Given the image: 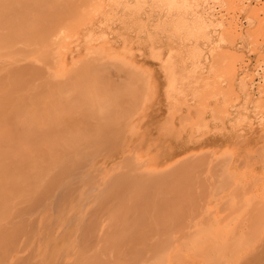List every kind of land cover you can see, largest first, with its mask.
I'll list each match as a JSON object with an SVG mask.
<instances>
[{
	"label": "rangeland",
	"instance_id": "obj_1",
	"mask_svg": "<svg viewBox=\"0 0 264 264\" xmlns=\"http://www.w3.org/2000/svg\"><path fill=\"white\" fill-rule=\"evenodd\" d=\"M95 1L96 0H94L92 4L90 3V5H88V8H92V9L89 10L87 8V5L86 6L84 5V6H82L84 8H82V10L79 11V12H81L82 15L84 14V20H83L81 14L77 15V13H76L77 16L75 17V19H71L72 22L69 21L68 23H65V24H68L69 26L62 24L59 27H55V29L59 28L58 30L63 29L62 31L64 32L63 33L60 31L57 35L58 37L55 36L57 38V39L56 38L55 39L58 41L59 44H56L57 41H55L53 43L55 46L52 44V46L47 45L45 47H48V48L50 46H51V48L52 47H54V48L55 47L56 48L61 47L60 48L61 50L57 49V51L65 53V55L68 56V61L70 63L69 65L72 66L73 62H75V65L73 64V66H75V67L76 66L78 67V64H77L78 62L82 63V61H79V60H83L84 62L86 61V63L88 62V60H89V62L90 61L92 62L93 59L95 58L94 56H96V60L94 59L95 60V66L100 65V64L103 66L102 67L98 66L99 67L98 70L95 69V72H93V74H95V75L99 74L100 75V76L99 75L97 76V77H99L97 79H99V81H101L102 84H104V86L108 85V87H109L110 83H112V81H114V84L112 83L113 88L118 87V86L122 87V86H124V82H125L126 78L128 77L127 80L130 79L131 72H132L133 76H134V74H135V76L134 77L132 76L131 80L132 79L135 80L136 75L139 76V74H140L141 78L139 81V85H140V83H142L141 86H143V87L140 90H136L139 97L138 96L136 97L134 92L132 94V89L129 88L130 86L128 87L129 88L128 90H126V86H124L125 89L124 88L121 89L119 87L120 88L119 94H121V95H119L118 98L115 100L120 99L119 102H121V99H122L121 96H123L122 93L124 92L125 95L122 99L123 104L122 105L120 104L121 106H120V108H119L120 110H119L117 107L119 105L117 103H119V102H116V104H117L116 105L115 101H112L113 105H111V107H110L112 114L110 113V117L112 118V116L114 115L113 117L114 118L117 117V120L114 119L116 122L113 121V119L111 120V124L114 123L113 124L114 128L112 129L113 132H112V130H110V132L108 134H106L107 132H105V131L110 129V123L109 122H110L111 118L108 120L107 116H105L106 115L105 110L107 111V113H108V110L106 108L105 109L103 108V110H104L103 115L100 114V116L102 115L100 122H102V120H104V119H105V123L107 120L109 121V122H107V125L109 123V129H107L108 127L105 125V123L103 121L105 128H106V130L104 131L106 136H108V135H109L108 137L115 136L116 141L118 142V140H119L118 138H120V141H119V143H116L113 140L111 141L109 139L111 142L108 144L109 147L107 144L105 146L100 145L101 146L100 151L102 152V154H100L98 151V148H99V147H97L98 145L96 146L97 141L101 140V139H99L100 133L98 131H97L98 133L96 132L97 136L99 137L98 138L99 140H98L97 137L93 134L94 131H92V129H91L92 127L89 124V122H91L92 118L90 119V117H88V116H87L88 119H87V117L84 118L85 113L81 115L80 112H78L79 114L76 112L78 116H75V117L73 116V114L72 115L69 114L70 123H72L76 127V128H74V130L77 129V127H80V129L82 130L80 132H82L83 135L85 136L84 146L85 147H86V145L88 146L89 151H87V153L90 152V155H91L90 158H92V161L90 159H89L90 161H88V162L84 161V160H86L84 156H85V154L87 156V153L85 152V154H83L84 151H82L83 152L82 156H81V152L76 154V155H73V157H74L73 159H75V163L77 161V163L79 162L80 166H84L85 168L83 167V170L86 169V171H89L91 173L89 175V177L92 178L93 176L97 177V176H103L105 174H106V176L107 175H113V174H115V172L116 173L118 172L119 168H120V171H122V170H125V168L128 169V167L131 166V167H129V169H131V168L135 167L134 165L136 163H137L136 164L137 166L139 164H141L142 158H143V163H142L143 165L149 161H150V164H152L151 165L152 168L151 167H147V168L145 167L144 168V166H143V168L146 170V172L152 171L151 173H154L157 169V170H159V172H161L160 174H163V173L167 174V173H171L172 171H174L173 168H172L171 172L166 171V172L162 173V170L165 171L168 169V171H169V170H171L170 167H172L173 164L177 166V163H178V166H179L180 163L185 161V160L183 161V159L187 158L186 161L189 160V162L191 163V166L190 165L189 166L193 167L190 169L191 173H189V174H191L190 176L192 177V180H194L195 183L200 185L201 188L203 187L206 189V187H208V190L210 189L209 190L210 194H208L207 196L204 195L203 200L206 197L205 198L206 201L205 202L203 201V203H202V200L200 198L201 196L200 197H198V196L194 197V193H197L198 192L197 190H199V188H198V186H196L197 184L195 185V183L191 180L192 188H189V189H190V191L192 190V193H193V195H191V196H193L192 201L193 202L195 201V203L199 207V210H198V212L200 213L199 219L203 218L205 220V223L202 225L204 227L203 229H205L206 231H207V229L210 230L211 229L210 227L213 228L214 224L217 220H220V219L223 220L222 216H224V214H226V213L228 214V212H229L228 209H231V206H232L230 203H234L235 200L238 198V197L235 198V196L232 195L233 193H231L230 195L227 196L228 193L233 192V188L235 190V186L239 187L238 190H239V193H241L243 200H242V197L239 196L238 190H235V191H237V194H238L239 198L242 200L243 205H245V208L246 207L248 208V209L246 208L247 210L245 209V211H244V207L242 205V210L244 211V212L242 211V214L243 213L244 214H243V217L240 214V216H241L240 220L242 219L243 221L237 220L239 217V215H238L237 218L235 217L237 220L236 223H239V222L245 223L246 222L245 219L247 218V216L249 219V220L247 219V221L250 222V218L252 217L253 213H254V215L258 214L259 219L261 216V221L259 220V222H262V221L264 222V220H263L264 216H262V215H264V194H263L264 190L262 188V186H263L262 184H264L263 183L264 182V178H263L264 177V162H263L264 161V143H263V140H264V133L263 132L264 131L262 132V130H264V117H263V115H264V45H263L264 44V0H244V1L243 0H170L171 2H174L175 4L169 2V0H161V1L160 0H109V1L108 0H97L99 2H95ZM206 1H207V3H206ZM182 5H183V8H182ZM211 5H212V8H209V6L211 7ZM191 9H193V10H191ZM248 15H250V17ZM79 16H80V18H79ZM220 16L221 17L223 16V17L221 18ZM232 17H234L233 20L231 19ZM215 18H216V20H215ZM228 18H230L231 20ZM81 19L84 21L83 24H81V22H83V21H81ZM222 19L224 22L222 21ZM226 19H227V21H226ZM76 21L78 23H76ZM229 21H230L231 25L228 24ZM239 21H240V23H239ZM234 23L236 25V28H234V26H235ZM227 24L230 25L231 27L227 26ZM70 26H72V27H70ZM69 27H70V29L68 30ZM60 28H62V29H60ZM65 28H67V29H65ZM231 28L233 30L235 29L236 33L239 36H236L235 31H233ZM67 33H68V37H67ZM234 37H235V39H234ZM62 48H64V49H62ZM91 56H93V59ZM101 57H104V58L101 59ZM71 60L73 61L72 64H71ZM24 62L25 61H23V63ZM24 64H23V66H24ZM80 65H81L80 66V68H81L82 64H80ZM119 65L121 67V71H120V69H117L119 67ZM70 66H69L70 69L74 68V67H70ZM84 66L85 65H83V67ZM115 66L116 67L118 66V67L116 68ZM55 68H57V67H55ZM106 68H107V73L105 70ZM102 69H103L104 73L101 72ZM108 69H109V71H108ZM137 69H139V70H137ZM52 70L55 73V74H53L55 76L52 75V78H55V81L58 79L57 82H60L59 80H63V77L67 76V73H65L63 71L62 72L58 71L59 68H57L55 70H57V72H59L60 75L58 73H56V71L54 70V67H52L51 71ZM124 70H125V72H124ZM136 70L138 71L139 74H137ZM128 71H130V74L128 73ZM26 72L27 71H24V73H26ZM144 72H146V73H144ZM41 73H43L42 70H41ZM56 74H57V76H56ZM121 74L123 75V78H125V80H123ZM125 74L127 75V77L125 76ZM108 75H110V77L112 76L111 80H110V77H108ZM142 76L143 77L145 76V77L143 78ZM56 77H58V78L56 79ZM119 77H121L122 82L118 81ZM137 81L135 82V84L137 83ZM118 82H120L121 84H119L117 86ZM128 82H129V85L132 84L130 80H128ZM128 82H126L125 85H127ZM133 83H134V81H133ZM135 84L132 85L133 88L135 87ZM139 85L137 84L136 85L137 87H135V89H139L140 88ZM108 87H107L106 91L108 90ZM111 87L112 86H110V90L113 92V90H112L113 88L111 89ZM119 88H116V89L118 90ZM123 89H124V91H123ZM121 90L123 91L122 93H121ZM129 90H130L131 94H128ZM141 90H142V92H141ZM112 92H111V94H112ZM74 93L75 92L73 91L72 94H74ZM108 93H110V91ZM126 93H127V97H126ZM72 94L67 97L70 101H71L70 98H72ZM130 95H131V99H129V97H128ZM132 95H135V97L137 98V99L135 98L136 101L134 100V97ZM74 96H76L75 97V100H76L77 94H74ZM132 98H133L134 102H133ZM64 101H66V100L63 98L60 99V102L62 105L64 104ZM128 107H129V109H128ZM94 108L93 107H91V108L86 107L87 110H85V111L89 112V114L91 112L92 113L91 115L95 119V122H96L97 116L95 114L98 110H96V107H94ZM107 108H109V107H107ZM121 108L122 109L125 108L126 111L124 110V112H123V110H121ZM134 108H135V110L136 109L137 110L134 111ZM221 108H223V109H221ZM132 110L136 113H134ZM104 112H105V114H104ZM72 113L76 114L75 111H73ZM93 113H94V115H93ZM117 113H118V115H117ZM123 114L126 116L125 120L124 119L121 120V118H124ZM127 114H128V117H127ZM62 115H63V113L61 114V116ZM66 115H67V113H66ZM119 115H121V117ZM81 116H83V118ZM103 116H104V119H103ZM220 116L222 119L220 118ZM62 118H65V113H64ZM62 118H60V120ZM98 118H99V115H98ZM118 118H119V121H118ZM121 121L123 122V124ZM68 122H69V120H68ZM95 122L93 121V123H92L93 126H95L94 125ZM117 122H119V123H117ZM118 124H120V125L118 126ZM116 126L120 127V129H118V127H117V129H115ZM137 126H138V128H137ZM97 128L99 129V127H97ZM97 128H96V130H98ZM100 128L103 131V128L102 127H100ZM130 128H132V130H135V131L137 130V131L136 132L134 131L135 132L134 133L132 130L130 131ZM114 129H115V131H114ZM218 129H220V130H218ZM94 130H95V128H94ZM116 130H118V131H116ZM69 131L72 132L73 129L71 128ZM91 132H92V134H91ZM110 133H114V134L110 135ZM143 133L147 137L144 136ZM261 133L263 135H261ZM260 135H261V137H260ZM102 136H104L103 140L105 141L107 139V137L104 135V133H101V138H102ZM139 136H140L141 141H142V137L143 136L145 137V138L143 137L144 139L142 142H140ZM258 137H260V139ZM113 139H114V137H113ZM145 140H146V142H145ZM223 141L227 142V143H224ZM237 141H238V143H237ZM100 142H102V141H100ZM100 142H98V143H100ZM106 142H107V140H106ZM155 142H157V144ZM219 142H221V143H219ZM143 143H144V146H142ZM120 144H122V147L120 146ZM130 144H131V147H129ZM229 145H230V147H229ZM74 147H75V145H73V148ZM85 147L83 148V150L85 149ZM123 147H125L126 149L129 147L130 149L128 148L127 150H125V148H124V150H123ZM143 147L148 148L149 151L144 150ZM150 147H151V149H150ZM231 147H233V148H231ZM138 148H140V149L137 150ZM141 148H142V150H141ZM88 149H86V150H88ZM121 149L124 152L123 153L124 156L122 155ZM157 149L159 152L161 150L165 154L162 155L161 152L159 153L157 151ZM234 149L236 152H234ZM133 150H134V152H133ZM257 150H258V152L260 151V153H258ZM120 151H121V153H120ZM135 151H137V152L135 153ZM155 151H157V153ZM226 151L228 153V156L226 155V157H228V158L231 157V159L229 160L230 162L228 161L227 166H226V163H227L226 158L224 159V161H226V163L222 162L221 160L219 161V159L221 157L224 158L225 155H223V153ZM143 152H145V153H143ZM148 152L150 153L149 155H147ZM131 153H132V155H131ZM137 153H139V155L136 156ZM155 153H156V155H158V153L160 155H162V157H161L162 159H159L160 162L159 161L156 162L157 157H159L160 155L157 156L156 159L154 157L152 158L151 154H153V156H154ZM200 153H201V155H200ZM140 154H142L143 157H140ZM144 154H145V156H144ZM206 154H208V156H207L208 158L206 159L207 164L205 165L206 169L204 170V172H206L207 167L209 170V166L211 167V165L214 167L216 166V168H218L220 165L223 167L222 164H224L225 168H226V170L224 168V175L227 177V179L223 174H222V176H221V174H219V172L220 173L223 172V170H221L223 168H221V167H219V169L220 168L221 169L217 173L216 177H218V175H220L222 178L225 177V179H224L225 182H231L232 183L231 185L229 184V187L227 186L228 188L224 189L223 186L221 188L223 180L221 181V177L220 178L218 177L219 181H221V183L218 181V179H216V180H217V184L220 185L221 191L219 189L218 193H217L215 190L216 195L214 196V198H213V195L211 194V192L214 194L212 189H216V186H218L217 184L215 185V183H214L213 179H215V177L211 174V171L210 172L207 171V172H209V174H207V172L204 174V172H203L202 174L204 177L203 176L201 177V169L203 170V168H205V167H203V168H201L199 166L197 167V165L199 163H197V161H194V159H196L195 158L196 156H197V158L199 157V159H197V160H201L202 159L201 156L204 157ZM129 155H131V156H129ZM146 155H147V157L149 156V158L151 155V158L150 159L144 158V157H146ZM249 155L251 156V158ZM260 156L262 157V161H261ZM82 157L84 158V160ZM130 157H131V159H130ZM125 158H126V160H125ZM135 158H138L137 162H136ZM223 158H222V160H223ZM254 158H256L255 159V160H257L256 162H255ZM114 159H115V161H114ZM132 159H134L135 161L134 160L131 161ZM144 159H145V162H144ZM151 159H154L153 160L154 162H151ZM127 160L129 161V164H130V165L128 164L129 166H126L123 168L121 165H118V166H120L119 168H118V166H116V163L123 164V166H124V163ZM161 160H163V161L165 160L166 162H167V160H169V161L167 163H165V161L161 162ZM121 161H122V163H120ZM215 161H216V165H214ZM231 161L234 164H232ZM235 161L237 164L235 163ZM251 161H253V164ZM100 162H102V163L104 162L105 165L103 163V166H102V163H100ZM139 162H141V163H139ZM194 162L197 163L196 167L198 168L197 170H200V173L196 170V168H194V165H192V164H194ZM220 162H222V164H220ZM72 163L74 164V161ZM77 163H76V165H78ZM107 163L108 164L110 163L109 166ZM163 163H164V165H163ZM218 163H219V166L217 165ZM68 164H70V163L68 162ZM68 164H67V166H68ZM153 164H155L156 166H153ZM160 164L163 166H160ZM168 164H170L171 166L170 165L168 166ZM184 164H185V162H184ZM200 164H201V162H200ZM157 165H159L158 166L159 168L157 167ZM182 165L183 164L180 165L181 170H182ZM201 165L203 166V162ZM67 166H66V169H63V167H62V171H63L62 173L65 172L64 170H71L70 165L68 168H67ZM72 166H74V165H72ZM104 166L106 169L104 168ZM189 166H188V169L190 168ZM108 167H109V169H108ZM113 167H115L116 169ZM183 167L186 168L187 166L185 167V165H184ZM57 168H59V167H57ZM74 168H76V167H74ZM79 168H80V170L77 168L78 171L72 170L73 174L75 172L78 175V172L83 171L81 169L82 167H79ZM149 168H150V170H149ZM160 168H163V169H160ZM216 168H213L214 170H212V172L214 174H215ZM72 169H73V167H72ZM104 169L107 171L104 172ZM147 169L149 171H147ZM154 169H155V171H153ZM188 169H186V171L184 170L186 172V174L185 173L184 174L187 175L189 179H191V177H189V175L187 174ZM53 170H54L53 172L55 175V171L58 169H56V167H55ZM248 170L250 172H252V174L250 172H248ZM60 171H61V169H60ZM68 172H70V171H68ZM159 172H155V173H159ZM92 173H93V175H92ZM51 174H53V173H51ZM64 174H62V176ZM71 174L72 173H69V176ZM76 174H74V177H73L74 182L72 179L70 181L71 184L67 183V184H69L68 186L65 184L59 190V192L63 191V188H66V187L68 188V187H70V185H72V183H75L76 178H80L79 176L75 177ZM66 175H68V173ZM211 175L213 177H210ZM248 175H249V177H248ZM87 176H83V177L85 178ZM183 176L180 175L181 182H182V180L184 181ZM83 177H81V178L84 179ZM244 177L246 178V180ZM188 178L186 177L185 179H188ZM210 178H212V180ZM85 179L87 180V178H85ZM77 180H80V179H76V182H77ZM216 180H215V182H216ZM189 181H188V183H189ZM184 182H183V184H184ZM191 182H190V184H191ZM225 182H224V184L226 186L227 183H225ZM188 183H186V184H188ZM212 183H214V184L212 185ZM258 183L259 184L262 183V184L259 185ZM190 184H189V187H190ZM244 184H245V186H244ZM247 184H249V185L251 184L250 191H249V188L247 187L249 185H247ZM60 185H59V187H60ZM73 185L75 186L76 184H73ZM203 185L206 187H204ZM255 185L258 189L257 192L255 191L256 189H254ZM260 186H261V189L263 192H260L261 191V189L259 190ZM237 187H236V189H237ZM203 188L201 191L202 195H203ZM246 188H248V193L247 192L244 193V189H246ZM55 189H56V187H55ZM240 189H241V191H240ZM253 190H254V193L252 194ZM255 192L258 195H256ZM259 192L261 193V195L259 194ZM199 193H200V191H199ZM251 194H252V196H251ZM262 194H263V198H262ZM188 195L190 196V192ZM253 195H254V197L256 196L257 199H256V197L254 198ZM259 195H260V197H259ZM219 196H220V198H219ZM250 197L254 198V201ZM58 198H59L58 196H57V199L55 198L56 202H58ZM186 198H187V195H186ZM196 198H199V199L197 200ZM223 198H224V200H223ZM53 199L47 200L48 202L47 201L44 202L45 204L47 202L46 205L43 204L45 206V208L47 206V208H46L47 210H45V208L43 209V207H41L42 212L46 211V213L45 214L43 213V215L41 216L42 217L41 219H43V218L45 219V217H44V215H45V216H47V219H45L46 221L45 220H43L44 222L42 220L40 221L39 220L40 217L39 218L36 217V215L41 212L40 209L38 211H36L37 213L36 212L29 213V214L26 213V216H27V214L30 215L29 219H27L28 216H27V218H24L25 215L24 214H23L24 216L21 215L22 219L24 218L23 219L24 222L27 220L28 221L31 220V222L30 221L29 222L32 223V222H34V220L38 219L37 221H39V222L38 223H37V221L35 222V224L38 225V227L36 226L37 228H36V230H34L35 231L34 233L36 235L39 234V236L37 235V237L35 238L34 237L35 235H33L34 233H32L33 232V230H32V232H31L32 233L31 235H33V236H31L32 239L30 238V243L27 244V241H28L27 237L30 234V232H29V234H26V233L28 231H30L31 224L29 222H26L27 224L24 223L25 228L22 230H23V232H25V234L27 236H26V238H24L25 234L23 232H21L22 238L19 237V235H18L19 239L21 238L22 240L17 239L18 242L17 241L15 242L16 245L20 244L18 246V248H15L16 246L14 247V249H16V252L13 248H10L13 250V252L12 253L9 252V254H12V255H10V259H9L7 264H9L10 262L11 263L14 262V259L17 257L19 260V258H21V256L23 257L25 254H26L25 256H27L28 252L30 251L29 252V254H30L32 251L31 249L34 248L32 246L35 245V247L37 246L36 248H38L39 245H42V241L45 244V242L48 240V238H51V234H52L54 226H55L54 224L58 222L59 218H57V217L60 216V212H61V211L59 212V210L55 209V208H58V205H56V202L54 203ZM226 199H229L230 201L233 200V202L229 203L226 201ZM259 199H262V202ZM187 200L189 201V198L184 200V201H186L185 203L191 202V201L187 202ZM258 200L261 202L260 205L257 202ZM249 201H253L254 204H253V202L251 203ZM49 202H50V205H49ZM216 202L218 203V205H215V204H217ZM224 202H226V205L230 204L229 208H228V206H226L228 209H225V205L223 204ZM22 203H24V202H22ZM204 203H205V205H204ZM239 203H240V201H238V204H237L238 208H239ZM52 204L54 205V211H51V210H53ZM221 204L224 205V209L221 208L222 210H224L223 212H219L221 210L219 208ZM22 205H24V204H21V206ZM254 205H255V207L258 206L257 209H254ZM48 206H50L49 209H51V210H48ZM51 206H52V208H51ZM235 206L236 205L234 204V207ZM252 207H253V209H252ZM232 209H233V206H232ZM231 210H230V212H231ZM240 210H239V212H240ZM255 210H256V212H255ZM48 211H49V213H48ZM42 212H41V214H42ZM58 212H59V216H58ZM205 212L207 214H205ZM212 212L213 213L216 212V213H214L212 216ZM233 212H235V211H233ZM233 212L231 213L232 216L229 213V215L231 217H233L236 214V213L234 214ZM47 213L52 214L53 217H56L57 221H55L56 219L52 218L51 215H50L51 217L49 216L52 220H54V221H52L54 226L51 225L49 227V225L52 223H51V219L48 218ZM56 213H57V215H54ZM202 213H204L205 215ZM208 213H209V216H206V215H208ZM246 213L249 215H247ZM31 214L32 215L35 214L34 218L31 217L32 216ZM245 215H246V217H245ZM21 216L19 215L16 217L15 221L17 223H21V220H22ZM39 216H40V214H39ZM212 217H213V220H212ZM220 217H222V218H220ZM17 218H18V220H17ZM35 218H37V219H35ZM218 218H220V219H218ZM228 218H230V217L228 216ZM255 218H256V216H255ZM214 219L216 221H214ZM40 222L45 223L46 227L48 226V228H46L45 225H42V224L41 225L43 227H41V225H39ZM227 222H228V224L232 225V226L230 225L231 228L235 227L234 223L232 221H231L232 223L229 222L228 220H227ZM227 222L225 221V217H224V223H226V224H222V221H221L222 226L216 227L217 229H219V227L222 229V227L224 226L223 228L226 232V233L224 232L222 235H219L218 234L219 230H220V233L222 230L219 229L218 231H216V229H215L216 235L218 234V236H220L219 238H218V236L216 237V235H214L215 233H214L213 229H211L212 232L208 231L207 236H205V234H206L205 230L201 229V232L202 231H204V232H202L201 234L199 233L201 236L203 235L202 239H207L206 243H208V241L211 240L210 243L213 244L212 250L208 249V247L210 245L209 246L207 245V247H204L203 249H206V251L207 250L211 251L210 255H212V256L216 257V254L217 253L219 254V250H218V249H220L219 247H221V251H222L223 245H225L226 243H227V249L229 247V249H231L232 252H234L237 249V251L239 250V252L241 253V251L244 250V247L241 248V245H242L241 243L239 244L240 246H237L238 241L235 238L238 235L237 239H239L240 234H238V231L239 232L241 231L240 227L237 228V230H238L237 232H236V230H234L235 228H232L234 230L233 231L234 233L233 232L232 233L233 234L236 233V236H233L234 240H230L231 241L230 243L227 240V238H228L227 229L230 228V226L229 227L225 226V225H227ZM234 222H235V219H234ZM263 222L260 223L262 231H261V233H259V236L256 237L258 241H254V238L252 237L251 241L249 242V244L252 242L250 244V245H252V247H250L249 244L243 245L246 247V249L244 250L245 251L244 254L242 252L241 256L244 257V255H246V253L248 256L251 253H252V255L254 253L257 254L258 252H257L256 247H255L257 245V243L259 245V246H257L258 251L261 248V251L259 253L264 252V250L262 249V246H263L262 244H264V241H263L264 240V238H263L264 237ZM28 224H30V227H27ZM210 224H211V226H210ZM21 225H23V223H21ZM255 225L257 226L256 223H255ZM216 226H217V224H216ZM240 226L242 228L244 227L242 230L243 234H244V229H245V231L247 230L246 225L243 226L241 224ZM23 227H24V225H23ZM26 227H27V229L29 228V230L27 232H26V230H27ZM32 227H33V224H32ZM44 227H45L44 231H46V229H47V231H48L47 233H49V230H48L49 228H51V227H53V228L51 229L50 235L49 234L47 235L45 232V234L43 235L42 238L44 239V236H46V235H47V237H45L44 240H41V236H42L43 232H40L37 230L40 229L41 231H43L42 228L44 229ZM200 227H201V225H200ZM225 228H227V229H225ZM259 228H256V230L258 231ZM22 230H20V231H22ZM230 231L231 230H229V232ZM249 232H250V230H249ZM40 233H41V235H40ZM240 233L242 236V238H241L242 240L239 239V241H242V243H243L246 240L245 239L246 236L242 235V232H240ZM199 234L197 236L198 239L201 238V237H199ZM252 234H253V232H252ZM212 235L215 237H213ZM223 235H225V236L223 237ZM209 236H212V239H210L211 237L208 239L207 237H209ZM261 236H262V240H261V238H259ZM221 238H224V240H227L228 242L225 241L226 243H224V240H222ZM24 239L26 240V246L28 245V247H29V248H27V247L25 248V250L28 249V251L26 250V253H25V251L21 250V247L24 248V246H25V241H23ZM36 239H38L37 240L38 242L36 241ZM217 239H219V241H217ZM220 239L222 240V242ZM228 239H231V237L229 236ZM31 240H33V241H31ZM213 240L217 241V244L215 246L216 248L218 247L217 249L215 248L217 253L214 249ZM248 240H249V238L247 239V241ZM19 241H20V243H19ZM21 241L23 242V244ZM34 241H35V243L37 242V245L35 243L33 245ZM39 241H40V244H39ZM200 242H199V245H200ZM203 242H204V240H202V243H201L202 246H203ZM232 243L236 244V246L235 245L233 246ZM253 243H254V246H253ZM220 244H222V246H220ZM230 244L232 245L231 248L229 246ZM184 245L185 244L181 245L182 248ZM186 246H188V247L183 248L182 250L179 249L181 251L180 253H183V251H185V253L187 255L188 253L186 251L190 247L189 248L190 251L188 250V252H191V254H192L191 248L195 249L196 244H194V246H193V243H187ZM205 246H206V244H205ZM154 247L155 246H153V248ZM179 247H180V245H170L168 250L165 248V252H164V250H160V249H159V251H158V249H156L154 251L155 248L154 249L152 248L153 249L152 251H154L155 254H156V251H158L157 255H159V252L162 254V251H163L166 254V255L164 253L162 254L163 256L165 255L164 256L165 257L164 262H166L165 264H173V262L175 264L176 259H175V261H173L171 259V257L173 255H176V252L178 253ZM199 247L201 249V246H199ZM233 247L234 248L237 247V248L234 249ZM141 248H142V245H141ZM143 248H144V246H143ZM148 248L151 249L150 246ZM158 248H160V246ZM250 248L252 249L253 252L248 253L251 250ZM124 249H122V250H124ZM129 249L131 251H133V249L136 250V246H135V248L134 247L128 248V246H127L126 251L128 250V252H127L128 256L122 255V256H124V258H125V256L127 257V262L129 261L128 263L130 264L131 261L133 260V257H131L129 255V252H130ZM163 249H164V247H163ZM200 249H198V250H200ZM240 249H242V250L240 251ZM248 249H250V250H248ZM17 250L18 251L21 250L20 254ZM137 250H138V246H137ZM223 250H225V248ZM255 250H256V252H255ZM139 251L140 252H137V253H142L143 249H142V251H141V249ZM201 251L203 253L202 249H201ZM212 251H213V253L214 252L215 253L212 254ZM221 251H220V257L218 256L219 257L218 260L222 259V261L219 260L217 262L218 264H219V262H220V264H221V262H222V264H228L227 262H229V264L238 263V262H236L235 258L239 260L240 254H237V255H239L238 258H237V255H235V257H232V259H230L229 258L230 255L228 254V252L230 253V251L225 250L228 258L224 254L225 251L223 252V254H221ZM120 252H119V254L121 255ZM124 252L125 251H123V254H124ZM135 252H134V255H133V253H131L132 256H136ZM144 252H146V249H145V251H143V253ZM232 252H231V255H233ZM185 253H183V254H185ZM193 253H194V251H193ZM197 253H198V251H197ZM202 253L200 252V254H202ZM204 253H205V250H204ZM235 253L236 252H234V254ZM125 254H126V252H125ZM195 254H196V251H195ZM208 254L209 253H206L205 255L207 256ZM14 255H15V257H14ZM139 255H138V257L141 259L142 256H139ZM147 255L149 258L152 257L149 250L147 251V253L145 255H143L144 258L145 257L147 258ZM157 255H154V258ZM247 255H246V258H249L251 263H249L248 259H246L247 262L246 261L244 262V258H245L244 257L243 258L244 264H252L251 255H250V257H247ZM259 255L264 256V253L259 254ZM166 256H168V257H166ZM190 256L191 255L189 253L188 258H187V256H185L184 259H186V258L189 259ZM192 256L195 257L194 254ZM199 256L200 255H198L199 264L200 263L203 264V262H200L202 260V258L199 259ZM263 256H262V258H263ZM129 257L131 258V261L129 260L130 259ZM164 257L159 256V258H162V259ZM193 257H192V259H194ZM254 257H255V255H254ZM124 258H121L120 261H122V259H124ZM139 258H138L139 264H144V263L147 264L148 259H149V258H147V262L146 261L141 262V260L139 261ZM166 258H167V260H166ZM182 258H183V256H182ZM262 258H260L261 262H262V260H261ZM11 259H13V261ZM195 259H197V258H195ZM203 259H204V257H203ZM211 259H212V257H211ZM254 259L255 258H253V260ZM16 260H15L16 263H13V264L18 263V261H16ZM134 260H135V258H134ZM179 260H180V262H179ZM186 260H183L184 262H181L182 260L178 259V261H176V262H178V264H193V263L195 264L196 262L198 263V260L193 261V262L191 261V263H190V261L188 262ZM190 260H191V258H190ZM214 260H215V258H214ZM206 261H207V259H206ZM206 261H204L205 264H206ZM208 261H209L208 264H210L211 261H213V260H210L208 258ZM216 261H217V259H216ZM234 261L236 263H234ZM263 261H264V259H263ZM127 262L124 261L125 264H128ZM151 262H152V260H151ZM151 262H149V263H151ZM241 262H242V260L241 261L239 260V264H242ZM132 263L134 264L135 261L134 262L132 261ZM159 263H160V261H159ZM159 263H157V264H159ZM255 263L258 264L257 259H256ZM5 264H6V262H5ZM117 264H121V263L118 262ZM136 264H137V260H136ZM152 264H154V263L152 262Z\"/></svg>",
	"mask_w": 264,
	"mask_h": 264
},
{
	"label": "bare ground",
	"instance_id": "obj_2",
	"mask_svg": "<svg viewBox=\"0 0 264 264\" xmlns=\"http://www.w3.org/2000/svg\"><path fill=\"white\" fill-rule=\"evenodd\" d=\"M76 1L75 0H0V264H5V262L7 264L9 259H10V255H12V254H9V252L10 253L13 252V250L10 248L14 249L15 246H16L15 248H18V246L20 245V244L16 245L15 242L17 241V239H19V237L22 238L21 232H23L22 229L25 228L24 223L29 222V221L31 222V220H29V221L27 220L30 218L29 217L30 215H28V214L34 213V212L38 211L39 209L41 210L42 209L41 207H43V209H44L45 206L43 204H45L44 202L47 200L54 198L53 201L55 203L56 202L55 198L57 199V196L59 198H58V202H56V205H58L59 209L58 208H55V209H57V210H59V212L60 211L61 212H60V216H59V212H58L59 217H57V218H59V220L57 223L54 224L55 226L53 225V222H52L54 220H52L50 218L52 216V214H48L49 211L47 213L48 218L51 219V223H52L49 225V227L51 225L54 226L53 232L51 234V238H48V240L46 242L44 241L45 244L42 241V245H39L38 248H36L37 246L35 247V245H34L35 241H34L33 242L34 246H32L34 248L33 249L30 248L32 251L30 254H29V252H30L29 251L28 252L29 255L27 254V256H25L26 255L25 253H26V250L28 251V249L25 250V248L26 247L29 248V247H28V245L26 246V240L24 239L23 241H25V246H24V248L21 247V250L25 251V253H24L25 255L23 254L25 257L21 256V258H19V260L17 257L14 259V262H12V263L10 262L11 264L16 263L15 262L16 259H17L16 261H18L17 264H117L118 262H120L121 264H125L124 261L127 262V257L125 256V258H124V256H122V255L128 256V254H127L128 250L126 251L127 246H128V248L129 247L135 248V246H136V250L133 249V251H131L129 249L130 250L129 255L131 257H133L132 261L133 262L135 261L134 264H136V260H137V264H139V262H138V258H139L138 255L139 254H140L139 256H142L141 259L139 258V261L141 260V262L142 261L147 262V258H149L148 255H147V258L146 257L144 258L143 255H145L148 250L151 253L152 257L148 259L147 264H152V262L154 264H157V263H159V261H160L159 264H165L166 263V262H164V259H165L164 256L166 255L164 253L165 248L168 250L170 245H180V247L178 248V253L180 255L176 252V255H173L171 257V259L173 261H175V259H176V261H178V259H181L182 260L181 262H184L183 260H186L188 258V254L190 253L191 256L193 254L195 255V257L192 256L194 259H192V257L190 256L191 260H190V258L186 260L188 262L190 261V263H191V261L193 262V261L198 260V255H200L199 259L202 258V260L200 262H203V264H205L204 261H206V259H207L206 264L209 263L208 258L210 260H213V261H211L210 264H212V263L218 264L217 262L220 260V259L218 260V258L220 257L221 247H219L220 249H218L219 250V254H218L216 251V249L218 247L216 248L215 246L217 244V241H219V239H217V241L213 240L214 249L216 248L215 251L217 253L216 254L217 258L215 256L210 255L211 251H208V250L206 251V249H203L204 247H207V245L208 246L210 245L211 247L209 246L208 249L212 250L213 244L210 243L211 240L208 241V243H206L207 239H202L203 235L202 236L200 235L202 232H204V231L201 232V229L205 230V229H203L204 227L202 226L205 223V220L203 218L199 219V217H200V213L198 212L199 207L195 203V201L194 202L192 201L193 196H191V195H193V193H192V190L190 191V189H189V188H192V182H191L192 177L190 176L191 174H189V173H191L190 169L193 167H190L191 163L189 162V160L186 161L187 158L183 159V161L185 160L184 161L185 164H184V162L180 163L179 166H178V163H177V166L173 164L174 166L172 165V167H170L171 170H169V171H168V169L165 171L162 170V173L166 172V171L171 172L172 168H173L174 171H172L171 173H167V174H165V173L160 174L161 172H159V170L156 169L159 165H157V167L155 168L156 171H155V169L153 170V171L159 172V173H155V172L151 173L152 171L146 172V170L144 168L145 167L146 168L151 167L152 164H150V161H149L143 165L142 164L143 158L142 159L140 158L142 160V163L139 162L141 164L138 163L139 165L137 166L136 162H137V159L139 157L135 158V160H136V162H135L136 164L134 165L135 167H133L131 169H129V167H131V166H129L130 164H129L128 160L124 163V166H123V164H118L115 162L116 166L121 165L122 168L129 166L128 167L129 170L125 168V170L120 171V168H119L120 166H118V168H119L118 172L117 173L115 172V174H113V175H107L106 176V174H105L103 176H97V177L91 176L92 178L89 177V175L91 174L89 171H86V169L83 170L84 166H80L79 162L77 163V161H76V163L78 165H76L75 159H73L74 158L73 155H76V154L81 152V156H82L83 154H85V152L87 153V151H89V149H88L87 145H86V147L84 146L85 136L83 135L82 132H80V131H82L80 129V127H77V129L74 130V128H76V127L72 123H70L69 114L70 115L73 114V116L75 117V116H78L77 115L78 112H80L81 115L85 113V116L83 115L84 118H86L88 116V117H90V119L92 118V120H93L94 118L91 115L92 113L90 112V114H89V112H87L85 110H87L86 107L87 108L88 107H90V108L96 107V110H98L97 112L95 111L96 112L95 115L97 116V119H96V122H95V119L93 120L95 122V124H94L95 126H93L92 120H91V122H89V124L91 125V127H92L91 129H92V131H94L93 134L97 137V139L99 137L97 136L96 132L98 131L100 133L99 139H101V140L98 139L99 141H97L96 146L98 145L97 146V147H99L98 151L100 154H102V152L100 151L101 146H103V145L105 146L106 144L108 145L109 143H111L110 140L111 141L113 140L116 143H119V141H120V138H118L119 140L117 142L115 136H112V137H108L109 135L106 136V134H108L110 132V130H112L114 128L113 127L114 123L111 124V120L112 119H113V121L117 120V117H115V118L113 117L114 115L113 116L111 115L112 118L110 117V113H111L110 107H111V105H113L112 101H115V104H116V102L120 101V99H118V100H115V99H117L118 96L121 95V94H119L120 88L122 89V88H124V86H126V90L131 88L132 94L134 92L136 97L137 96L139 97L136 90H140L143 87V86H141L142 83H140V85H139V81H140L141 76L137 71L139 69H137L136 71H137V74H139V76L136 75V79L131 80V77L133 76V74L131 72V77H130V79H128L132 83L130 85H129V82L127 80L128 77L126 74H125V76L127 77L126 78L127 81L125 80V78H123V75L121 74L123 80H125V82L123 81L124 86H122V87L118 86L119 84H121L120 82H122L121 77H119V79H118V81H120L117 83L118 87L113 88L112 83L114 84V81H112V83H110V86H112L111 89L113 88L112 89L113 92H112L110 90V86L109 87H108V85L104 86V84H102V82L99 81V79H97V78H99V77H97L99 74H97V75L93 74V72H95V69L98 70V68L100 66L101 67L103 66L101 64L95 66L96 56H94L95 60L93 59V56H91L93 59L92 62L91 61L89 62V60L87 63H86V61L84 62L83 60H79V61H82V63L77 61L78 63L77 62L76 63L78 64L79 68L81 66L80 64H82V67L79 69L77 66L76 67L73 66V64L75 65V62H73L72 60H71V64L73 62L72 66L69 65L70 63L68 61V56L65 55V53L57 51V49L61 50L60 49L61 47H58V48L52 47L51 48L52 44L55 41H57L56 40L57 38L55 36H57L60 31L63 32L62 28H60L62 30H58L59 28L55 29V27H59L62 24L68 25L65 23H68L69 21L72 22L71 19H75V17L78 14H81V12H79V11H81L82 8H84L82 6L87 5V8H88V5H90V3L92 4L94 0H92V1L91 0H80V1L78 0L79 2L78 1L76 2ZM95 2H99V1L96 0ZM169 2H171V1L169 0ZM171 3H174V2H171ZM206 3H207V1H206ZM182 8H183V5H182ZM209 8H212V5H211V7L209 6ZM88 9L90 10L92 8H88ZM191 10H193V9H191ZM76 13H77V15H76ZM81 16L84 20V14L83 15L81 14ZM248 16L250 17V15H248ZM234 17H232L231 19L233 20ZM79 18H80V16H79ZM228 19H230V18H228ZM83 20L81 19V21H83ZM215 20H216V18H215ZM77 21H76V23H78ZM222 21H223V19H222ZM226 21H227V19H226ZM83 23H84V21L81 22V24H83ZM239 23H240V21H239ZM228 24L231 25L230 21L228 22ZM228 24H227V26H230ZM234 25H235V23H234ZM70 27H72V26H70ZM70 27L68 28V30L70 29ZM234 28H236V25L234 26ZM65 29H67V28H65ZM233 31H235V33H236L235 29ZM236 36H239V35L236 33ZM67 37H68V33H67ZM235 37H234V39H235ZM56 44H59L58 41L56 42ZM47 45L48 46L51 45V46L49 48L45 47ZM62 49H64V48H62ZM102 58H104V57H101V59ZM23 61H25L24 62L25 64L23 63ZM23 64H24V66H23ZM83 65H85V66L83 67ZM69 66L74 67V68L70 69ZM52 67H54V70L59 68L58 71H61V72L63 71L65 73H67V76L66 77L64 76L65 78L63 77V80H59L60 82H57L58 77H56L57 80L55 81V78H52V75L55 74L53 70H52L53 72L51 71ZM55 67H57V68H55ZM117 69H120V71H121L120 65ZM41 70L43 73H41ZM105 70L107 73V68ZM24 71H27V72L24 73ZM55 71H56V73H58L60 75V73L57 72V70H55ZM108 71H109V69H108ZM101 72L104 73L103 69ZM124 72H125V70H124ZM128 73L130 74V71H128ZM144 73H146V72H144ZM53 76H55V75H53ZM56 76H57V74H56ZM134 76H135V74H134ZM108 77H110V75H108ZM111 79H112V76L110 77V80ZM133 81H134V83H133ZM136 81H137V83L135 84ZM126 82H128L127 85H125ZM133 84H135V87H137L136 85L138 84L140 88L139 89H135V87L133 88V86H132ZM107 87H108V90L106 91ZM116 88H119V89L117 90ZM124 89H123V91H124ZM130 90H129L128 94H131ZM73 91L75 92L74 94H77L76 100H75L76 96H74V94H72ZM109 91H110V93H108ZM123 91L121 90V93ZM111 92H112V94H111ZM141 92H142V90H141ZM71 94H72V98L69 97L71 99V101H70L67 97ZM122 95L123 96H121V97L123 99L125 93L123 92ZM135 95H132L134 97V100L136 98ZM126 97H127V93H126ZM128 97H129V99H131V95ZM62 98L66 100V101H64L63 105L60 102V99H62ZM122 99H121V102L117 103V104H119L117 106L118 109L123 104ZM132 100H133V98H132ZM134 100H133V102H134ZM107 107H109V108H107ZM103 108L104 109L106 108L108 110V113L105 110V112H106L105 116H107L108 120L111 118L110 122L107 120L105 123L104 116H103L104 120H102V122H100L101 117L103 115V111H104ZM128 109H129V107H128ZM221 109H223V108H221ZM121 110H123V112H124V110L126 111L125 108L124 109L121 108ZM136 110L134 108V111H136ZM73 111H75V113L76 112L77 113L74 114V113H72ZM105 112H104V114H105ZM62 113H63V115L65 113V118H62L63 117V115L61 116ZM66 113H67V115H66ZM134 113H136V112H134ZM100 114H102V115L100 116ZM93 115H94V113H93ZM98 115H99V118H98ZM117 115H118V113H117ZM83 116H81V117L83 118ZM119 116L121 117V115H119ZM123 116H124V118H121V120L122 119L125 120L126 116L124 114H123ZM88 117H87V119H88ZM127 117H128V114H127ZM263 117H264V115H263ZM60 118H62V119L60 120ZM220 118H221V116H220ZM68 120H69V122H68ZM103 121H104L105 125L108 127L107 129H109V123H110V129L109 130L105 131L106 128H105ZM118 121H119V118H118ZM107 122H109L108 125H107ZM117 123H119V122H117ZM122 124H123V122H122ZM119 125L120 124H118V126ZM118 126H116L115 129H117ZM70 127L73 129L72 132L69 131L71 129ZM97 127H99V129ZM100 127L103 128V131ZM94 128H95V130H94ZM96 128L98 130H96ZM132 128H130V131L132 130ZM137 128H138V126H137ZM115 129H114V131H115ZM118 129H120V127H118ZM218 130H220V129H218ZM104 131L107 133L105 134ZM116 131H118V130H116ZM132 131L134 132L135 130H132ZM263 131L264 130H262V132ZM112 132H113V130H112ZM101 133H104V135L107 137V139L105 138L107 140V142H106V140L105 141L103 140L104 136H102V138H101ZM114 133H110V135H112ZM91 134H92V132H91ZM261 135H263V134L261 133ZM261 135H260V137H261ZM144 136H146V135L144 134ZM113 137L115 140L113 139ZM143 137H142V141L145 138V137L144 138ZM260 137H258V138L260 139ZM139 139H140V136H139ZM100 141H102V142H100ZM142 141L140 139V142H142ZM98 142H100V143H98ZM145 142H146V140H145ZM144 143H143V145L142 144L141 145L144 146ZM155 143L157 144V142H155ZM219 143H221V142H219ZM224 143H227V142H224ZM237 143H238V141H237ZM263 143H264V140H263ZM73 145H75L74 148H73ZM120 146L122 147V144H120ZM84 147H85V149L83 150ZM108 147H109V145H108ZM129 147H131V144L129 145ZM151 147H150V149H151ZM229 147H230V145H229ZM124 148L125 147H123V150H124ZM143 148H144V150H148V148H145V147H143ZM231 148H233V147H231ZM86 149H88V150H86ZM127 149L125 148V150H127ZM139 149L140 148H138L137 150H139ZM123 150H122V155L124 156ZM141 150H142V148H141ZM258 150H257V152H258ZM82 151H84V153ZM157 151H158V149H157ZM157 151H155V152L157 153ZM133 152H134V150H133ZM136 152L137 151H135V153ZM145 152H143V153H145ZM160 152L162 155L165 154L161 150H160ZM234 152H236L235 149H234ZM120 153H121V151H120ZM156 153L154 154V156H153V154H151L152 158L154 157L156 159V157L160 155L159 153H158V155H156ZM258 153H260V151ZM142 154H140V157H143ZM149 154L150 153L148 152L147 155H149ZM131 155H132V153H131ZM131 155H129V156H131ZM137 155H139V153H137L136 156ZM147 155L144 158L150 159L151 155H150V158H149V156L147 157ZM162 155L159 156L160 158L157 157L156 162H158V161L160 162L159 159H162L161 158ZM200 155H201V153H200ZM223 155H225L224 158L221 157L219 159V161L221 160L222 162H225V163L227 161V163H226V166H227L228 161L231 159V157H229V158L226 157V155L228 156L227 151L224 152ZM90 156L91 155L89 152V153H87V156H86V154L84 156L86 160H84L83 157L82 158L84 161H87V162L90 160L92 161V158H90ZM144 156H145V154H144ZM207 156H208V154H206L204 157L201 156V158H202L201 160H197V159H199V157L198 158H197V156L195 157L196 159H194V161H197V163H199V164L197 165V163L194 162V164H192V165H194V168H196V170L198 169L197 168L198 166L201 168L205 167V165L207 164V161H206V159L208 158ZM222 158H223V160H222ZM225 158L227 159L226 161H224ZM250 158H251V156H250ZM130 159H131V157H130ZM255 159L256 158H254V160ZM125 160H126V158H125ZM133 160L134 159H132L131 161H133ZM153 160L154 159H151V162H154ZM73 161H74V164L72 163ZM114 161H115V159H114ZM164 161L161 160V162H164ZM168 161L169 160H167V162ZM199 161L201 162V164L203 162V166L200 164ZM256 161L257 160H255V162ZM261 161H262V157H261ZM68 162L70 164H68ZM144 162H145V159H144ZM167 162L165 161V163H167ZM222 162H220V164H222ZM251 162L253 164V161H251ZM100 163H102V162H100ZM103 163H102V166H103ZM120 163H122V161ZM231 163H232V161H231ZM235 163H236V161H235ZM67 164H68V166H67ZM109 164H108V166H109ZM181 164H183L182 170L180 168ZM232 164H234V163H232ZM69 165L71 167V170H64L65 174L62 173L63 172L62 167H63V169H66V166L68 168ZM72 165H74V166H72ZM104 165H105V163H104ZM163 165H164V163H163ZM163 165L160 164V166H163ZM169 165L170 164H168V166ZM184 165H185V167L186 166L187 167L184 168L183 167ZM196 165H197V167H196ZM214 165H216V161H215ZM217 165L219 166V163ZM222 165H223V167L221 165L219 166V167L223 168V169L220 168L221 170H223V172H221V173L219 172L220 171L219 167L216 168V166L214 167L211 165V167L209 166V170L207 167L206 172L211 171V174L215 177V179H213L215 185L217 184L216 179H218V181H219V178L222 176V174L224 175L225 165L224 164H222ZM143 166H144V168H143ZM153 166H156V165L153 164ZM188 166L190 167L189 169H188ZM55 167L58 170L55 171V175H54L53 169ZM57 167H59L61 169V171ZM72 167H73V169H72ZM74 167H76V168H74ZM79 167H82L81 169L83 171L78 172V175L75 172H74V174H76L75 177L79 176L80 178H76V179H80V180H77V182H76V179H75V183H72V185H70V187H68V188L67 187L63 188V191L59 192V190L65 184L67 186L69 185L67 183H70V181L74 177L73 171H76V170L78 171V169L80 170ZM212 167L216 168L215 174L212 172V170H214ZM104 168H105V166H104ZM113 168H115V167H113ZM105 169H104V172L107 171ZM108 169H109V167H108ZM160 169H163V168H160ZM186 169H188L187 174L189 175V177H191V179H189L188 176L185 175ZM205 169H206V167L203 168V170L201 169V177L203 176L202 173L204 172ZM149 170H150V168H149ZM149 170L147 169V171H149ZM225 170H226V168H225ZM68 171H70V172H68ZM197 171L200 173V170H197ZM66 172L68 173V175H66L67 174ZM206 172H204V174ZM209 172H207V174H209ZM218 172H219V174H221V176L218 175L219 178L216 177ZM248 172H250V171L248 170ZM51 173H53V174H51ZM69 173H72L73 175L71 174L69 176ZM250 173L252 174V172H250ZM62 174H64V175L62 176ZM92 175H93V173H92ZM180 175H182V176L184 175L183 178H184L185 182L183 180L181 182ZM212 175L210 177H213ZM83 176H87V177H85V178H87V180ZM81 177H83L84 179H82ZM186 177L188 179H185ZM225 177L224 178L221 177V181L223 180L221 188L223 186L224 189L228 188L229 184L230 185L232 184L231 182H225V180H224ZM248 177H249V175H248ZM210 179L212 180V178H210ZM226 179H227V177H226ZM215 180H216V182H215ZM245 180H246V178H245ZM188 181H189V183H188ZM192 181L194 182V180H192ZM221 181H219V182L221 183ZM73 182H74V179H73ZM183 182H184V184H183ZM190 182H191V184H190ZM224 182L227 183L226 186H225ZM186 183H188V184H186ZM214 183H212V185ZM58 184L59 185L61 184L60 187ZM73 184H76V185L74 186ZM189 184H190V187H189ZM196 184L197 183H195V185ZM260 184H262V183H260ZM247 185H249V184H247ZM262 185L261 186L264 190V184H262ZM196 186H198L199 190H197L198 191L197 193H194V197H197V196L200 197L201 196L200 198H201L202 203H203V201L204 202L206 201L205 200L206 197L204 198V200H203V197H204V195L207 196L208 194H210L209 193L210 189L208 190V187L203 185L204 187H206V189L202 187L203 188V195H202L201 186L198 184ZM244 186H245V184H244ZM261 186H260L259 190L261 189ZM55 187H56V189H55ZM236 187L237 186H235V190H238L239 187H237V189H236ZM247 187L249 188V191H250L251 184ZM221 188H220V185H218V186H216V189H212V191L214 192V194L211 192V194L213 195V198L216 195L215 190L218 193V190L220 189V191H221ZM248 188L244 189V193H246V192L248 193ZM254 189H256L255 190L256 192L258 191L256 185H255ZM235 190L233 188V192H230L227 194V196H228L231 193H233L232 195L235 196V198L238 197L235 200V202L230 203V202H233V200L230 201L229 199H226V201L229 202L233 206V209H232V206H231L232 210L228 209L230 204L226 205V202H224L223 204L225 205V209H228L229 212H228V214L227 213L224 214V216H222L223 218L220 217L223 220H221L220 218H218V219H220L222 221V224H226V223H224V217H225L226 222H227V220L229 222L232 221L234 223V226H235L232 228H235L234 230H236V232L238 231L237 228H239V227L241 228L240 232H242V235L246 236V238H245L246 243L243 242L244 244L242 243V241H239V239L242 238L241 233L238 231V234H240V236H239V239H237L238 235L236 236V233L233 234L234 230L231 228L232 225L228 224V222H227V225H225L227 227H229L231 225L229 229L225 228V229H227L228 238H229V236L231 237V239L227 238L229 243L231 242L230 240H234L233 236H236L235 238L238 241L237 242L235 240L238 243L237 246H240L239 244L241 243L242 244L241 248L244 247V250H245L246 247L243 245L249 244L252 237L254 238V241H258L256 237L259 236V233H261V231H262L260 223H262L263 221L259 222V220L261 221V216L259 219L258 214L254 215V213H253L252 217L250 216L251 217L250 222L247 221V219H248V216H247V218L245 219L246 220L245 223H241V222L236 223L237 220L238 221L240 220L241 216L243 217L244 213L242 214L243 197L241 196V193H239V190H238L239 196L242 197V200H241L237 194V191H235ZM199 191H200V193H199ZM240 191H241V189H240ZM189 192H190V196L188 195ZM256 192H255V194L258 195ZM260 192H263L262 189ZM260 192H259V194L261 195ZM253 193H254V190H253L252 194ZM252 194H251V196H252ZM263 194H264V192H263ZM263 194H262V198H263ZM186 195H187V198H186ZM260 195H259V197H260ZM220 196H219V198H220ZM253 197H254V195H253ZM185 198L186 199L189 198V201L187 200V202H190V201L191 202L185 203L186 202V201H184V200H186ZM250 198L253 199V201H254V198H252V197H250ZM196 199L198 200L199 198H196ZM256 199H257V197H256ZM223 200H224V198H223ZM259 200L262 202V199H259ZM259 200L257 202L260 205L261 202ZM238 201H240L239 208L237 207ZM253 201H249V202L252 203ZM22 202H24V203H22ZM47 202H46V204H47ZM20 203L24 204V205L21 206ZM53 204H52L53 208L51 206V208L53 210L49 209L50 206H48V210L54 211V205L55 204L54 205ZM223 204L220 205V207H219L220 209L221 208L224 209ZM234 204L236 205L235 207H234ZM253 204H254V202H253ZM49 205H50V202H49ZM204 205H205V203H204ZM215 205H218V203ZM226 206H228V208ZM243 207H244V211H245V209L247 207L245 208V205H243ZM257 207H255V205H254V209H257ZM46 208H47V206H46ZM46 208H45V210H47ZM252 209H253V207H252ZM221 210L219 212L224 211V210H222V211ZM230 210H231V212H230ZM239 210H240V212H239ZM233 211H235V212H233ZM41 212H42V210H41ZM41 212L38 213L36 215V217L37 218L40 217L39 220L43 221V220L47 219V216L44 215L45 219L44 218L41 219L42 218L41 216L43 215V213L45 214L46 211H43L42 214H41ZM232 212L234 214L236 213L233 217H231ZM255 212H256V210H255ZM26 213H28L27 214L28 218L26 216ZM214 213H216V212H214ZM214 213L212 212V216ZM229 213L231 216L229 215ZM23 214L25 215L24 218H27L26 219L27 221H25V222L23 220L24 218L22 219V216H24ZM35 214H33V215L31 214L32 215L31 217L34 218ZM39 214H40V216H39ZM202 214H204V213H202ZM205 214H207V213L205 212ZM240 214H241V216H240ZM19 215L20 216L22 215L21 216L22 220L19 217L18 218L21 220V223H23L24 227H23V225H21V223H17L15 221L16 217ZM54 215H57V213ZM238 215H239V217H238ZM247 215H249V214H247ZM206 216H209V213ZM228 216L231 219L228 218ZM255 216L257 219L255 218ZM262 216H264V215H262ZM235 217L236 218L238 217V219L236 220ZM245 217H246V215H245ZM18 218H17V220H18ZM37 218H35V219H37ZM52 218L56 219V217H53V216H52ZM234 219H235V222H234ZM37 220H34V222H32V223L29 222L31 224V227H30V224H28L27 227H30V231H28L29 228L27 229V227H26V229H27L26 232L28 231L26 234H29V232H30V234L27 237V239L29 241V242L27 241V244L30 243L31 236L35 235L34 236L35 238L37 237V235L39 236V234L36 235L34 233L35 232L34 230H36V228L38 227V225L35 224V222ZM212 220H213V217H212ZM220 220L216 221L214 219V221H216L217 223L215 222L213 228L210 227L211 229H213V231L215 233L214 235H216V231L221 229L220 227L222 225H221ZM263 220H264V218H263ZM55 221H57V219ZM240 221H243V220L241 219ZM38 222L39 221H37V223ZM43 222H40L39 225H41V224L45 225V223H43ZM240 223L243 226L246 225L247 230L245 231V229H244V234L242 231L244 227L242 228L240 226L241 225ZM255 223L257 224V226L255 225ZM32 224H33V227H32ZM216 224H217V226H216ZM42 225H41V227H43ZM200 225H201V227H200ZM263 225H264V222H263ZM210 226H211V224H210ZM218 226H220L219 229L216 228ZM45 227H46V225H45ZM45 227H44V229L42 228L43 231H41L39 228H38L39 230H37V231L43 232V234L41 236V240H44L48 234L50 235L51 229L53 228V227L49 228L48 229L49 233H47L48 232L47 229H46V231H44ZM223 227L221 229L223 232L221 231V233H220V230H219V233H218L219 235H222L225 232ZM46 228H48V226ZM256 228H259V230L257 231ZM211 229L210 230L207 229V231L205 230V232H206L205 236L208 235V231L212 232ZM215 229H216V231H215ZM20 230H22V231H20ZM32 230H33V232H32ZM229 230H231V231L229 232ZM249 230H250V232H249ZM31 232L34 234L31 235L32 234ZM45 232L47 235L44 236V239H43L42 237L45 234ZM252 232H253V234H252ZM263 232H264V229H263ZM23 233L25 234V232H23ZM26 234H25L24 238H26V236H27ZM198 234H199V237H201L199 239L197 238ZM218 234L216 235V237L218 236ZM15 235L17 237L19 235V237L17 238ZM40 235H41V233H40ZM212 236H209L207 238L209 239L211 237L210 239H212ZM224 236L225 235H223V237ZM213 237H215V236H213ZM219 237L220 236H218V238ZM21 238L19 240H22ZM248 238H249V240L247 241ZM259 238H261V240H262V236ZM221 239L224 240V238H221ZM33 240H31V241H33ZM37 240L38 239H36V241ZM202 240H204V242H205V243L203 242V246L201 245ZM222 240H221V242H222ZM227 240H224V243L228 242ZM37 242L35 243L36 245H37ZM199 242H200V245H199ZM19 243H20V241H19ZM187 243H193V246H194V244H196L195 249L191 248L192 254H191V252H188V250L190 251V249H189L190 247L186 251L188 253L187 255H186L185 251H183V253H185V254L180 253L181 252L180 250H182L183 248H187L189 246V245L186 246ZM22 244H23V242H22ZM39 244H40V241H39ZM182 244H185L183 246V248L181 246ZM205 244H206V246H205ZM141 245H142V248H141ZM152 245L155 246L154 247L155 249L153 248ZM232 245L236 246V244H234V243H232ZM232 245L231 244L229 245L230 248L232 247ZM262 245H263L262 249L264 250V244H262ZM137 246H138V250H137ZM143 246L146 249V252H144V253H143V251H145V249L143 248ZM149 246L151 247V249L148 248ZM159 246H160V248H158ZM199 246H201L203 253H202ZM220 246H222V244H220ZM253 246H254V243H253ZM257 246H259L258 243L255 246L256 250L258 252L257 254L254 253L252 255V253H251V252H253L252 249L251 248H250L251 250L248 249V250H250V252H248V253H251L250 255H251L252 264H256L255 263L256 259H257L258 264H261V263L264 264V261H263L264 256L262 255L263 256V258H262V256L259 255V254H262L264 252L259 253L261 251V248L258 251ZM163 247H164V249H163ZM250 247H252V245H250ZM152 248L154 249V251L156 249H158V251H159V249L164 250V252L162 251V254L164 253L165 255L163 256L160 252H159V255H157L158 251H156V254H155L154 251H152L153 250ZM197 248L200 250H198ZM224 248L226 251H230V253L228 252V254L230 255V257H229L230 259H232V257H235V255L240 254V257H239V255H237V258L239 257V260L240 261L242 260V262H241L242 264H244L246 259H248L249 263H251L249 258H246L247 253H246V255H244L245 258L243 256H241L242 252L244 254V252H245L244 250L241 251L242 249H240V251H241V253H240L239 250L237 251V249H236L237 247L236 248L233 247L234 249H236L234 251L236 253L234 254V252H232V250L229 249V247L227 249V243L225 245H223V249ZM122 249H124V250H122ZM140 249H141V251L143 249L142 253H137V252H140L139 251ZM223 249L221 251V254H223V252L225 251ZM14 250L16 252V249H14ZM21 250H19V251L17 250L19 252V254H20ZM204 250H205V253H204ZM256 250H255V252H256ZM123 251H125L126 254H125V252L123 254ZM193 251H194V253H193ZM195 251H196V254H195ZM197 251H198V253H197ZM226 251L224 254L227 257ZM119 252L121 253V255L119 254ZM134 252L136 253V256H132L131 253H133V255H134ZM200 252L202 254H200ZM231 252L233 253V255H231ZM206 253H209L207 255L208 257L205 255ZM214 253L212 251V254H214ZM154 255H157V256L154 258ZM250 255L249 256L247 255V257H250ZM254 255H255V257H254ZM159 256L164 257V258L163 259L159 258ZM182 256H183V258H182ZM185 256H187L186 259H184ZM14 257H15V255H14ZM166 257H168V256H166ZM203 257H204V259H203ZM211 257H212V259H211ZM213 257L215 258V260ZM259 257L262 258L261 259L262 262L260 261ZM121 258H124V259H122V261H120ZM134 258H135V260H134ZM195 258H197V259H195ZM243 258H244V262H243ZM253 258H255V259L253 260ZM216 259H217V261H216ZM11 260L13 261V259H11ZM129 260L131 261V258ZM151 260H152V262H151ZM166 260H167V258H166ZM235 260L238 263H236L235 261H234V263L239 264V260L236 258H235ZM132 261L130 264H133ZM176 261H175V264L176 263L178 264V262H176ZM220 261H222V259ZM149 262H151V263H149ZM179 262H180V260H179ZM227 263L229 264V262H227ZM173 264H174V262H173ZM195 264H199V260H198V263L196 262ZM219 264H220V262H219ZM221 264H222V262H221Z\"/></svg>",
	"mask_w": 264,
	"mask_h": 264
}]
</instances>
